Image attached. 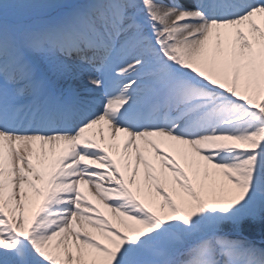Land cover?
<instances>
[{
  "label": "snow or ice",
  "instance_id": "6c2138e0",
  "mask_svg": "<svg viewBox=\"0 0 264 264\" xmlns=\"http://www.w3.org/2000/svg\"><path fill=\"white\" fill-rule=\"evenodd\" d=\"M0 264H264V0H0Z\"/></svg>",
  "mask_w": 264,
  "mask_h": 264
},
{
  "label": "rangeland",
  "instance_id": "374dc122",
  "mask_svg": "<svg viewBox=\"0 0 264 264\" xmlns=\"http://www.w3.org/2000/svg\"><path fill=\"white\" fill-rule=\"evenodd\" d=\"M97 75L98 73L95 71V68L88 66V65H82V70L76 74L75 78L67 82H63L62 87L64 89L71 88L75 96L79 97L83 93L84 89H91L93 87L90 84V80ZM87 86H90V88L83 89V87H87ZM120 141L122 142L123 140H120Z\"/></svg>",
  "mask_w": 264,
  "mask_h": 264
},
{
  "label": "bare ground",
  "instance_id": "6f19581e",
  "mask_svg": "<svg viewBox=\"0 0 264 264\" xmlns=\"http://www.w3.org/2000/svg\"><path fill=\"white\" fill-rule=\"evenodd\" d=\"M84 88H90V86H87V87H83V89ZM91 94V93H90ZM90 98H92V94L90 95ZM120 140H123V135L121 134V136H120Z\"/></svg>",
  "mask_w": 264,
  "mask_h": 264
},
{
  "label": "trees",
  "instance_id": "16d2710c",
  "mask_svg": "<svg viewBox=\"0 0 264 264\" xmlns=\"http://www.w3.org/2000/svg\"><path fill=\"white\" fill-rule=\"evenodd\" d=\"M255 239H257V241H259L260 240L259 235L255 236Z\"/></svg>",
  "mask_w": 264,
  "mask_h": 264
}]
</instances>
